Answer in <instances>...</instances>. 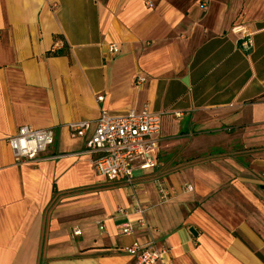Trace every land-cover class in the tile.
Segmentation results:
<instances>
[{"label":"crops","instance_id":"obj_1","mask_svg":"<svg viewBox=\"0 0 264 264\" xmlns=\"http://www.w3.org/2000/svg\"><path fill=\"white\" fill-rule=\"evenodd\" d=\"M144 108L165 112L155 166L107 182L93 129L67 125ZM24 125L54 143L17 164ZM133 244L166 248L157 264H264V0H0V264H132Z\"/></svg>","mask_w":264,"mask_h":264},{"label":"built area","instance_id":"obj_2","mask_svg":"<svg viewBox=\"0 0 264 264\" xmlns=\"http://www.w3.org/2000/svg\"><path fill=\"white\" fill-rule=\"evenodd\" d=\"M149 7H152L149 4ZM200 8L205 10L206 4L200 3ZM233 33L239 34L240 47L248 51L253 46L252 33L244 27L232 28ZM108 52L112 56L118 54L116 44L108 46ZM144 77H137L134 83L138 86L145 83ZM98 97V101H102ZM165 112H151L147 108L142 110L131 109L120 115H110L106 111H100L98 118L80 120L67 125L71 138H86L85 148L94 156L92 166L95 174L107 182L121 180L130 184L133 180L135 165L141 170H147L155 166L153 137L160 132L162 117ZM180 117L179 113H174ZM55 131L52 128L36 129L29 125L21 126L17 134L8 138L7 143L12 151L17 164L35 161L45 154L54 143ZM191 191L192 187L187 186ZM162 198H165L163 190ZM143 213V210H138ZM130 226L122 228L121 233L130 234ZM79 235V230L73 231ZM126 254L132 259V264H157L169 252L166 248H160L154 244L140 246L133 244L124 248Z\"/></svg>","mask_w":264,"mask_h":264},{"label":"rangeland","instance_id":"obj_3","mask_svg":"<svg viewBox=\"0 0 264 264\" xmlns=\"http://www.w3.org/2000/svg\"><path fill=\"white\" fill-rule=\"evenodd\" d=\"M165 118V117H164ZM163 119V118H162ZM164 122L165 121H163V123H162V128L164 127ZM175 151H177V150H175ZM160 151H157V166L155 167V169H154V173L155 174H161V176H162V174L164 173H162V171H159V168H160V166H159V158H160ZM207 161H209L208 159L205 161V162H207ZM178 164V163H177ZM176 169H178V167H176V166H172V168L170 169V171H173V170H176ZM160 172V173H159ZM133 176H135V177H137V176H140V172L139 171H134V173H133ZM105 186L106 187H111V185H108V184H105Z\"/></svg>","mask_w":264,"mask_h":264},{"label":"trees","instance_id":"obj_4","mask_svg":"<svg viewBox=\"0 0 264 264\" xmlns=\"http://www.w3.org/2000/svg\"><path fill=\"white\" fill-rule=\"evenodd\" d=\"M49 54L50 55H54V56H58V55H62L63 51L59 50V51L49 52ZM235 235H236V237H239L237 234H235ZM255 254L260 260H262L264 262V257H263V255L260 252H255Z\"/></svg>","mask_w":264,"mask_h":264},{"label":"water","instance_id":"obj_5","mask_svg":"<svg viewBox=\"0 0 264 264\" xmlns=\"http://www.w3.org/2000/svg\"><path fill=\"white\" fill-rule=\"evenodd\" d=\"M190 232H191L192 234H194V230H193V229H190Z\"/></svg>","mask_w":264,"mask_h":264}]
</instances>
